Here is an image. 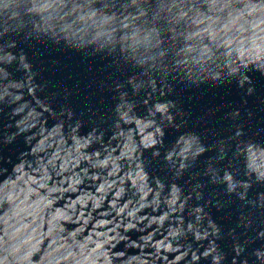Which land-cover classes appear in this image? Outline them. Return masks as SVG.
<instances>
[{
    "label": "clouds",
    "instance_id": "9594fccd",
    "mask_svg": "<svg viewBox=\"0 0 264 264\" xmlns=\"http://www.w3.org/2000/svg\"><path fill=\"white\" fill-rule=\"evenodd\" d=\"M41 43L108 61L111 106L87 130L40 95L25 49ZM252 74L264 0H0V264H264V128L238 108L208 128L217 108L198 132L174 98L235 85L247 105ZM233 204L225 233L208 208Z\"/></svg>",
    "mask_w": 264,
    "mask_h": 264
},
{
    "label": "water",
    "instance_id": "95a60500",
    "mask_svg": "<svg viewBox=\"0 0 264 264\" xmlns=\"http://www.w3.org/2000/svg\"><path fill=\"white\" fill-rule=\"evenodd\" d=\"M29 60L33 64L34 71L39 73L38 82L46 83L47 89L40 95L48 96L52 99L53 106L66 104L78 116L83 113L85 120V130L88 127L89 116L91 112L100 109L106 111L111 106L110 93L104 87V83L111 74V69L107 68L108 61L101 57L86 59L82 53L61 50L47 44H35L32 48L25 49ZM20 74H17L19 77ZM256 92L252 97H247V105L243 103L242 92L235 85H226L221 88H202L199 90H185L182 87L177 88L175 99H177L186 111L192 113L189 121V127L198 132H206L208 128L219 127L221 117L225 112L232 109H240L242 114L246 111L254 113L251 120L243 118L247 122L250 133L256 132L258 128H264V77L259 74H252ZM68 91L67 99H64V92ZM60 93V96L53 98V93ZM221 109L214 117H211V123L205 128L197 120V117L203 116L209 109ZM8 122L7 115L0 117V126ZM54 121L49 119V127ZM225 124L227 121L224 122ZM178 133L169 130L166 136V142H172ZM258 140H264V136L256 137ZM211 142V139L208 141ZM27 146L22 138L8 146H3V154L11 156L15 161L20 151L26 150ZM203 159V158H202ZM213 219L222 227L225 233L236 224V204L218 211L215 207L208 208ZM239 231V229L237 230ZM220 246L226 252H230L232 240L225 238L220 241ZM258 246V245H257Z\"/></svg>",
    "mask_w": 264,
    "mask_h": 264
}]
</instances>
